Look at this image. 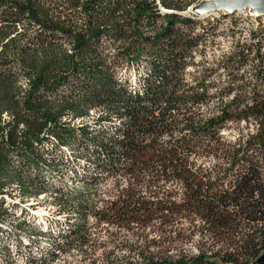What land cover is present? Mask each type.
Instances as JSON below:
<instances>
[{
    "label": "trees",
    "instance_id": "trees-1",
    "mask_svg": "<svg viewBox=\"0 0 264 264\" xmlns=\"http://www.w3.org/2000/svg\"><path fill=\"white\" fill-rule=\"evenodd\" d=\"M194 1L201 0H0V234L37 227L26 212L28 220L2 226L20 211L12 193L26 201L51 189L58 212H74L78 221L59 236L64 241L22 264H51L67 245L86 243L88 215L114 227L157 225L161 235L176 221L167 241L184 233L191 240L202 229L227 247L210 256L199 247L172 256L164 240L134 232L117 240L110 233L125 254L117 257L113 248L97 255V248L86 255L90 264H264V95L256 83L245 87L249 99L221 101L215 113L203 114L213 97L231 89L213 92L198 77L185 83V65L201 41L192 19L162 12L184 11ZM244 50L225 57V68L248 63L260 82L258 51ZM242 121H252L256 132L223 141L221 130ZM86 145L94 148L95 170L131 180L102 210L90 192L97 178L84 177L81 193L41 176L60 173L69 153L73 161L87 155ZM185 216L188 226L180 222Z\"/></svg>",
    "mask_w": 264,
    "mask_h": 264
},
{
    "label": "rangeland",
    "instance_id": "rangeland-1",
    "mask_svg": "<svg viewBox=\"0 0 264 264\" xmlns=\"http://www.w3.org/2000/svg\"><path fill=\"white\" fill-rule=\"evenodd\" d=\"M196 2L197 1L192 2L191 5L184 11L175 12V14L181 18L192 19V14L188 12V9L192 5L196 4ZM263 19V17H260V20ZM192 20L194 23L191 28L194 34L199 36L201 44L199 47H197L192 61L186 63L185 65L183 72V79L185 80V83L189 84L193 77H198L200 80H204V85H209L213 92L218 89L225 88V86H229V88L232 90L230 94L223 96L222 98L213 97L208 102V107L204 110L203 114L208 115L215 113L218 110L217 108H219L221 101L230 102L233 99H249L251 97V93L245 87H251L256 83L259 84L261 92L264 94V75L260 82H256L255 78L248 76V85L243 87L242 83L245 84V82L241 80H228V70H234L236 64H233L231 67L226 69L225 66L227 64H225V60H221L222 57H228L230 54L233 57L236 52V42L237 45L241 44V42L250 46L254 45L249 40H247V38L244 36L245 34L239 29H234V31L229 30L226 18L211 25H207L208 22L210 23L209 17L201 20L193 18ZM257 21L259 20H256V18H251L246 21L245 24H247L249 27H256ZM256 28L257 31L262 33V36L258 37V39H260L259 43L261 44L259 45L261 58H258L257 56L259 55L257 54L256 58H258V61H261V59L264 61V24L263 27ZM255 47L256 46H254V48ZM244 53L245 51L243 54ZM247 65L248 63H245L241 69H237L236 71H244L246 74L248 72ZM132 76L133 75L131 74L127 77L130 79L133 78ZM19 78L21 79V86L24 87L25 81L23 80V77L19 76ZM92 117L95 118L94 113L92 114ZM86 121L88 124L92 123V120ZM256 128V125H254L252 121L247 124H245L243 121L236 124H228L226 127H224V129L221 130L220 137L223 141L229 144H234L239 139L244 141L246 136L254 134L256 132ZM80 142L82 141H79L78 144H80ZM85 147L89 148L86 152L87 155L81 157L79 153H76L78 154L76 156H80V158L78 157L79 159H77V161H73V156L71 153L67 154V157L61 160L60 173L43 171L41 176L46 181H52V183L58 188H67L68 190L81 193L86 190L85 185H83L85 182V180H83L84 177L97 178L96 186L91 188L90 192L93 197L95 208L102 210L108 206L110 202L117 200L120 190L126 188L125 185L131 180H128V177L127 179H124L120 174L106 176L105 173H100L99 170H95V168L90 165L89 161V154H91L94 148L89 145H86ZM57 156V153L52 154V157H54L53 159L55 160H58ZM205 163L206 165H209L213 162L206 161ZM74 171L77 172L76 175L74 174ZM172 187H174L176 192H179L177 184H174V186L172 185ZM63 191L65 192V190ZM51 193L52 190L50 189L49 193L41 195L37 197V199H30L26 201L19 198L15 193H12L14 198L13 201L17 207H20V211L14 210L11 215H9L10 217L6 218L2 226L14 227L15 224L17 225L21 223L24 215V218H27L26 220H28L29 215L27 214L29 213L30 216L34 217L35 223H37L35 231L39 233L34 231L28 232L26 234L21 232L15 233L14 235L0 234V264H22L25 260L31 257H38L40 253L50 250V246H52V244H58L64 241V239L62 240L59 236H64V234H67V230L76 226L78 221L74 212H58V208L52 203L53 195ZM178 199L179 197L177 196L175 200L178 201ZM23 212H26L27 214ZM98 219V216L97 218H94L93 216L88 215L84 227L86 234L85 239L87 242L84 244L72 243L70 246L67 245L64 247L62 252L58 253L57 257L52 261L51 264H90L89 259H87L89 257L86 255L90 254L97 248H99L96 252L97 255L100 254L103 249L109 250L113 248L115 249V256L119 257L124 255V250H118V247V249L115 248V246H117V242H114L113 244L110 242V238L108 237V234L110 233L116 234L117 240H125L128 238L131 240L130 232L137 233V235L146 236L148 240L153 239L157 241L160 239L159 242L164 240L165 244H163V247H167V243L170 244L169 248L164 249L165 253L172 256H177L178 254L183 255L184 252L187 254H195V251L198 247L201 250L206 249V251L213 253L217 252L221 248L224 250L227 249L225 244H220L212 238L209 232L202 229L199 231L200 233H193L191 240L188 239V234L184 233L182 234L183 239L180 241H167V239H164L165 237L169 236L172 238L174 232H177L178 224L175 223L176 221L171 222V227L166 229L167 231L165 235H161L162 230L165 229H158L157 225H154L153 228L136 227L135 225H129V227L126 225L114 227L113 225L106 223L98 224V222H96ZM180 222L182 225L188 226V217L185 216V219L184 217H181ZM45 223L47 225L46 229L42 226L45 225ZM122 227L124 229H122ZM125 229L131 231L127 233ZM48 231L52 232L49 233ZM167 232H169V235ZM40 233L43 235H40ZM132 240L136 241L134 238ZM26 241L29 242L28 246L23 245V243L26 244ZM2 246L7 247L8 251H5ZM155 249L151 250L154 252L156 251ZM135 253L136 252H133V255H130L131 258H136Z\"/></svg>",
    "mask_w": 264,
    "mask_h": 264
},
{
    "label": "water",
    "instance_id": "water-1",
    "mask_svg": "<svg viewBox=\"0 0 264 264\" xmlns=\"http://www.w3.org/2000/svg\"><path fill=\"white\" fill-rule=\"evenodd\" d=\"M163 13H175L162 10ZM188 12L193 18H199L212 13L256 14L264 17V0H201L192 5Z\"/></svg>",
    "mask_w": 264,
    "mask_h": 264
},
{
    "label": "built area",
    "instance_id": "built-area-1",
    "mask_svg": "<svg viewBox=\"0 0 264 264\" xmlns=\"http://www.w3.org/2000/svg\"><path fill=\"white\" fill-rule=\"evenodd\" d=\"M260 17H262V16H257L256 14L251 15L248 13L247 14H241L238 12H234V13H231V19L226 21V22H227L228 27H244V28H247L249 30V32H252V31H255L256 27H263V20L264 19L260 20ZM251 18H256V20H259V21H257L256 27H249L247 24H245V22ZM236 43H235V45H236L235 47H243V42H241V44H238V45ZM223 59H225V58L224 57L221 58V60H223ZM253 64L255 66L259 67L258 70L261 73L263 72L262 74L264 75V65H263V63H261V61H258V58H256L254 60ZM247 67H248V72L246 73L247 75L245 74L244 71H234L230 75H228L229 76L228 80H231V81H233L235 79L241 80V81L245 82V84L242 83L243 87H245L247 85L248 76L249 77L252 76L251 75V69H252L251 66H249V64H248ZM263 75H262V77H263ZM227 87H229V86H227ZM196 252H197V250L195 251V254H196ZM205 253H206V256H210L212 252L205 251Z\"/></svg>",
    "mask_w": 264,
    "mask_h": 264
},
{
    "label": "bare ground",
    "instance_id": "bare-ground-1",
    "mask_svg": "<svg viewBox=\"0 0 264 264\" xmlns=\"http://www.w3.org/2000/svg\"><path fill=\"white\" fill-rule=\"evenodd\" d=\"M210 19V23L208 22L207 25H211L213 23H218L220 22L221 20L225 19L226 18V21L230 20L231 19V13L228 14V13H223V12H218V13H212V14H209V15H205V16H202V17H199V18H194V19H205V18H208ZM193 19V18H192ZM263 24H264V21H263ZM211 28V27H210ZM234 29H239L240 31H242L245 35V37L247 38V40H249L251 43H253L254 45L253 46H250L248 44H244L243 43V47H236V52L235 53H238V52H242V51H245V49L249 48V47H252L254 50L258 51V55L257 56L258 58H261L260 57V52H259V45H261L259 43V40L258 37L262 36V33L257 31V28H255V31H252V32H249V30L247 28H244V27H229V30H232L234 31ZM207 34V33H206ZM205 34V35H206ZM209 34V33H208ZM204 35V34H203ZM213 37V35H212ZM252 39V40H251ZM254 46H256L254 48ZM199 47V46H198ZM230 56L232 57V55L230 54ZM226 57V56H225ZM224 57V58H225ZM223 58V57H222ZM246 58V57H245ZM245 63V62H244ZM238 63H236L237 65ZM244 65V64H243ZM242 64L236 68V70L238 69H241V67L243 66ZM235 70V71H236ZM75 185V184H74ZM8 224V223H7ZM6 224V225H7Z\"/></svg>",
    "mask_w": 264,
    "mask_h": 264
},
{
    "label": "flooded vegetation",
    "instance_id": "flooded-vegetation-1",
    "mask_svg": "<svg viewBox=\"0 0 264 264\" xmlns=\"http://www.w3.org/2000/svg\"><path fill=\"white\" fill-rule=\"evenodd\" d=\"M231 59H232V57H231ZM232 72H234V70H233V71H231V73H232ZM231 73H229V74H227V75H230ZM259 88H260V87H259ZM262 95H264V94H262Z\"/></svg>",
    "mask_w": 264,
    "mask_h": 264
}]
</instances>
